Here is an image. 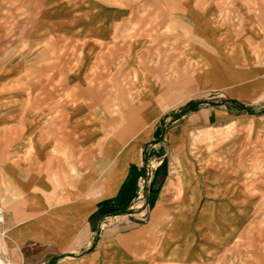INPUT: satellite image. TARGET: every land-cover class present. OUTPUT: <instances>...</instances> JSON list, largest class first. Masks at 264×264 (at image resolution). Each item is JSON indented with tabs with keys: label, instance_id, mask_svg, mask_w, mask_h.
<instances>
[{
	"label": "crops",
	"instance_id": "0c3cea01",
	"mask_svg": "<svg viewBox=\"0 0 264 264\" xmlns=\"http://www.w3.org/2000/svg\"><path fill=\"white\" fill-rule=\"evenodd\" d=\"M0 3V264H264V0Z\"/></svg>",
	"mask_w": 264,
	"mask_h": 264
},
{
	"label": "rangeland",
	"instance_id": "374dc122",
	"mask_svg": "<svg viewBox=\"0 0 264 264\" xmlns=\"http://www.w3.org/2000/svg\"><path fill=\"white\" fill-rule=\"evenodd\" d=\"M1 4V3H0ZM17 46H15L16 48ZM12 46H11V56H12ZM159 163L158 159H153L148 162L147 168L148 171H145L142 176L139 178L138 184V194L136 200L131 206V211L139 213L141 220H146L148 215V202L146 199V192L148 190V185L151 178V169Z\"/></svg>",
	"mask_w": 264,
	"mask_h": 264
},
{
	"label": "built area",
	"instance_id": "2783aa9c",
	"mask_svg": "<svg viewBox=\"0 0 264 264\" xmlns=\"http://www.w3.org/2000/svg\"><path fill=\"white\" fill-rule=\"evenodd\" d=\"M6 221V211L2 204H0V228L3 226V224Z\"/></svg>",
	"mask_w": 264,
	"mask_h": 264
}]
</instances>
